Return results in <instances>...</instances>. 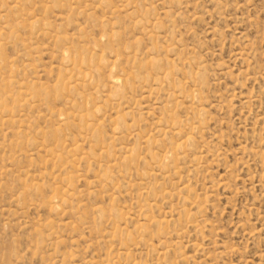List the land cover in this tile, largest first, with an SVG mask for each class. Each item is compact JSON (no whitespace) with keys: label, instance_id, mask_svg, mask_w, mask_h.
Returning <instances> with one entry per match:
<instances>
[{"label":"rangeland","instance_id":"1","mask_svg":"<svg viewBox=\"0 0 264 264\" xmlns=\"http://www.w3.org/2000/svg\"><path fill=\"white\" fill-rule=\"evenodd\" d=\"M0 264H264V0H0Z\"/></svg>","mask_w":264,"mask_h":264},{"label":"bare ground","instance_id":"2","mask_svg":"<svg viewBox=\"0 0 264 264\" xmlns=\"http://www.w3.org/2000/svg\"><path fill=\"white\" fill-rule=\"evenodd\" d=\"M77 60H78V59H77ZM80 62H81V61H80ZM143 62H144V61H143ZM76 63H77L78 65L80 64L79 61L76 62ZM72 77H73V76H72ZM165 77H166V76H165ZM168 77H169V76H168ZM118 79H119V78H118ZM127 79H128V78H127ZM127 79H126V80H127ZM119 81H120V80H119ZM110 82H111L112 84L118 83V82H117V78H115L114 76H111ZM125 82H126V81H125ZM74 84H76V83L74 82ZM74 84H73V85H74ZM73 85H72V86H73ZM120 85H121V84H120ZM117 86H118V85H117ZM187 96H188V95H187ZM85 114H87V113H85ZM125 115H126V114H125ZM164 117H165V116H164ZM162 118H163V117H162ZM59 119H60V118H59ZM201 120H202V119H201ZM177 124H178V123H177ZM125 129H126V128H125ZM129 131H130V130H129ZM193 131H194V130H193ZM119 138H120V137H119ZM181 142H182V141H181ZM182 146H183V145H182ZM76 148H77V147L74 146L73 149H71V151L76 150ZM168 150H169V149H168ZM168 156H169V155H168ZM170 157H171V156H170ZM181 157H182V156H181ZM171 158H172V157H171ZM180 159H181V158H180ZM191 160H192V159H191ZM131 163H132V162H131ZM127 166H128V165H127ZM103 174H104V172H103ZM64 192H65V191H64ZM160 195H162V194H160ZM55 199H56V198H55ZM116 217H117V216H116ZM146 235H147V234H146ZM166 261H167V260H166Z\"/></svg>","mask_w":264,"mask_h":264}]
</instances>
